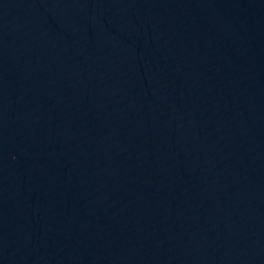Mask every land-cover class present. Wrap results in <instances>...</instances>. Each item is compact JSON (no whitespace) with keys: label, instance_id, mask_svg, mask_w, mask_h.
Instances as JSON below:
<instances>
[{"label":"water","instance_id":"water-1","mask_svg":"<svg viewBox=\"0 0 264 264\" xmlns=\"http://www.w3.org/2000/svg\"><path fill=\"white\" fill-rule=\"evenodd\" d=\"M0 264H264V0H0Z\"/></svg>","mask_w":264,"mask_h":264}]
</instances>
